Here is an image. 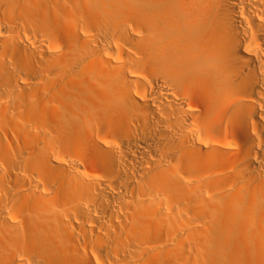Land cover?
<instances>
[{
    "label": "bare ground",
    "instance_id": "bare-ground-1",
    "mask_svg": "<svg viewBox=\"0 0 264 264\" xmlns=\"http://www.w3.org/2000/svg\"><path fill=\"white\" fill-rule=\"evenodd\" d=\"M0 264H264V0H0Z\"/></svg>",
    "mask_w": 264,
    "mask_h": 264
}]
</instances>
